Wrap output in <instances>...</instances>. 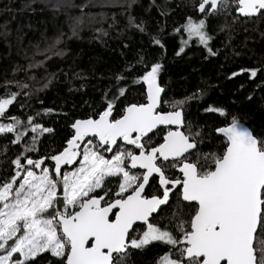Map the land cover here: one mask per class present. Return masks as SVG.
<instances>
[{"label": "snow or ice", "instance_id": "snow-or-ice-1", "mask_svg": "<svg viewBox=\"0 0 264 264\" xmlns=\"http://www.w3.org/2000/svg\"><path fill=\"white\" fill-rule=\"evenodd\" d=\"M195 7L203 17L188 16L175 29L188 37L181 40L178 56L193 38L209 56L217 55L207 31L210 17L238 13L232 24L264 20V0H199ZM161 14L168 15L167 9ZM129 27L148 35L142 20L130 17ZM224 27L231 30L226 23L221 31ZM77 32L78 25L73 35ZM151 39L164 47L158 36ZM61 42L56 38L45 52ZM138 63L147 67L143 57ZM162 68L153 63L133 79L146 85L145 102L128 103L116 118L126 91L119 85L127 80L118 74L116 92H105L106 106L94 110L98 118L75 120L67 146L39 159L28 153L36 152L38 137L53 129L34 117L25 124L8 114L19 93L0 96V118L9 121L0 122V137L20 145L29 130L36 134L10 160L11 172L0 175V264L44 259L48 264H130L134 250L144 251L153 242L168 246L158 264H264V138L233 116L228 126L215 129L219 150L204 152L203 129L194 130L186 121L184 100L162 97ZM258 71L242 68L231 75L250 72L255 78ZM206 111L226 116L221 108ZM3 148L10 150L7 144ZM46 160L54 162L51 168ZM65 166L70 170L62 171ZM165 208L171 211L160 215Z\"/></svg>", "mask_w": 264, "mask_h": 264}, {"label": "trees", "instance_id": "trees-1", "mask_svg": "<svg viewBox=\"0 0 264 264\" xmlns=\"http://www.w3.org/2000/svg\"><path fill=\"white\" fill-rule=\"evenodd\" d=\"M198 2L135 0L129 7L130 0H0V96L5 91L19 93L8 114L25 124L29 116L34 117L43 127L53 129L38 137L37 151L28 155L39 159L62 151L73 134L71 124L75 120L98 118L94 110L106 106L105 92H116L115 78L120 73L127 77L119 85L126 91L113 115L119 118L130 102H145L146 85L133 83V79L156 62L163 66L159 75L165 88L163 97L184 100L186 121L192 122L194 130L203 129L204 152L219 150L222 141L215 129L228 126L233 116L258 138H264V20L232 24L237 13L210 17L207 31L213 37L210 47L217 55L209 56L193 38L178 56L181 40L188 37L175 29L188 16L197 20L203 17L196 10ZM165 9L168 15L161 14ZM130 17L136 23L144 21L148 35L129 27ZM226 23L231 30L224 27L221 31ZM77 25V35H73ZM153 36L159 37L163 48L152 41ZM58 37L62 42L57 49L45 52ZM57 50L64 54L57 55ZM141 57L147 67L138 63ZM34 64L38 66L30 67ZM242 68L260 71L255 78L250 72L232 77ZM210 106L223 109L226 116L206 111ZM49 109L51 112L45 114ZM33 135L29 130L20 145L0 137V175L11 172L10 160L23 151ZM5 144L10 149L6 153ZM170 211L165 208L160 215ZM165 223L167 220L161 221V226ZM167 251L168 246L153 242L144 251L134 250L130 264H158V258ZM41 264H48L47 259Z\"/></svg>", "mask_w": 264, "mask_h": 264}, {"label": "flooded vegetation", "instance_id": "flooded-vegetation-1", "mask_svg": "<svg viewBox=\"0 0 264 264\" xmlns=\"http://www.w3.org/2000/svg\"><path fill=\"white\" fill-rule=\"evenodd\" d=\"M66 146H67V145H66ZM108 155H109V153H108ZM108 155H107V156H108ZM53 164H54V163H53L51 160H46V162H45V166H48V167H49V166L52 167ZM68 167H69V166L65 167V169L68 168ZM65 169H62V171L65 170Z\"/></svg>", "mask_w": 264, "mask_h": 264}, {"label": "rangeland", "instance_id": "rangeland-1", "mask_svg": "<svg viewBox=\"0 0 264 264\" xmlns=\"http://www.w3.org/2000/svg\"><path fill=\"white\" fill-rule=\"evenodd\" d=\"M2 119H3V118H0V122H3ZM3 123H4V122H3ZM105 155H106L107 158H110L111 155H112V153H109V155H108V153H105ZM107 155H108V156H107ZM74 166H75V165H73L72 167H74ZM49 167H50V166H49ZM66 167H67V166H66ZM50 168H51V167H50ZM65 170H70V168L68 167V168H66ZM36 171L39 172V170H36Z\"/></svg>", "mask_w": 264, "mask_h": 264}, {"label": "water", "instance_id": "water-1", "mask_svg": "<svg viewBox=\"0 0 264 264\" xmlns=\"http://www.w3.org/2000/svg\"><path fill=\"white\" fill-rule=\"evenodd\" d=\"M201 14V13H200ZM238 14V13H237ZM239 15V14H238ZM263 69H264V67H263ZM163 94L164 93H162V97H163ZM243 123V122H242ZM244 124V123H243ZM244 126H246V127H248L246 124H244ZM249 128V127H248ZM250 129V128H249ZM217 134V133H216ZM218 135V134H217ZM54 163V162H53ZM66 167V166H65ZM164 206H162V208H163ZM154 215H156V214H154Z\"/></svg>", "mask_w": 264, "mask_h": 264}]
</instances>
